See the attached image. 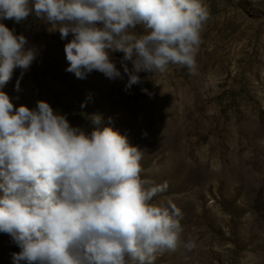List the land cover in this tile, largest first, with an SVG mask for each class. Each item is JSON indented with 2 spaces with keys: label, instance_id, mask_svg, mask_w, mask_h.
<instances>
[{
  "label": "clouds",
  "instance_id": "1",
  "mask_svg": "<svg viewBox=\"0 0 264 264\" xmlns=\"http://www.w3.org/2000/svg\"><path fill=\"white\" fill-rule=\"evenodd\" d=\"M30 15L61 41L71 36L66 72L126 76L127 91L141 83V72L178 65L195 74L209 9L205 0H0V89L19 69V91L37 59V48L3 23ZM89 120L90 131L72 126L42 100L14 108L0 91V233L19 249L12 264H155L180 245V209L153 199L167 182L142 179L143 151L101 127L100 115Z\"/></svg>",
  "mask_w": 264,
  "mask_h": 264
},
{
  "label": "rangeland",
  "instance_id": "2",
  "mask_svg": "<svg viewBox=\"0 0 264 264\" xmlns=\"http://www.w3.org/2000/svg\"><path fill=\"white\" fill-rule=\"evenodd\" d=\"M205 3L209 18L195 74L178 65L163 74L141 72V83L127 91L126 76L109 81L93 71L78 79L66 72L63 47L71 36L61 41L31 15L20 24L5 20L38 56L19 91V69L0 91L14 108L45 101L86 131L89 117L100 115L101 127L143 151L141 178L167 182L153 199L181 212V243L155 264H264V0ZM189 238L191 250L184 247ZM13 252L18 247L0 233V264H12Z\"/></svg>",
  "mask_w": 264,
  "mask_h": 264
}]
</instances>
